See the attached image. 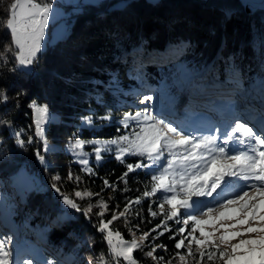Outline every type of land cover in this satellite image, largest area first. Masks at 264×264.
I'll return each mask as SVG.
<instances>
[{
    "label": "trees",
    "instance_id": "trees-1",
    "mask_svg": "<svg viewBox=\"0 0 264 264\" xmlns=\"http://www.w3.org/2000/svg\"><path fill=\"white\" fill-rule=\"evenodd\" d=\"M12 2L0 0V51L11 43L5 24ZM171 49L175 51L170 52ZM14 63L9 54L8 65L0 66V89L9 96L6 105L0 104V118L12 119L17 128L28 129L32 124L28 104L35 100L49 105L54 117L47 126L46 137L54 146L45 154V166L35 155L36 149H43V142L20 148L11 133L0 127V191L8 189L10 195L5 206L8 216L0 221V239L13 237V246L20 255H31L38 262L75 257L78 264H87L89 257L95 261L100 253L108 251L103 234L93 226L97 217L86 219L63 205L52 188L53 176L61 177L57 186L70 196L74 190L86 188L100 192L102 178L115 183L116 192L106 188L101 193L105 200L112 197L105 214V219H111L113 212L123 211L127 199L141 195L152 173L149 169L130 173L129 191H121L125 184L118 177L127 169L114 158V153H105L99 163L90 154L89 167L96 174L83 172V166L65 148L73 133L79 129L84 140H108L126 133L120 123L123 115L143 110L146 105L134 102L136 95L160 96L163 107L172 106L182 96L198 104L216 100L219 107L230 99H239L242 101L231 103L248 109L251 105L244 106V94L261 90L264 80V9L246 11L240 0L81 3L70 13L66 34L43 48L27 73L9 72ZM18 93L21 95L17 108ZM179 114H184V110ZM106 115L111 116L110 121L100 119ZM85 116L93 117L94 127L82 123L81 117ZM33 132L34 126L29 134ZM23 138L27 140V135ZM139 159L129 156L126 163ZM21 169L31 182L16 186L12 179ZM69 172L81 177L78 189L74 180L67 179ZM158 196L144 198L134 206L128 227L121 218L110 228L119 230L125 240L133 238L129 227L136 235L151 230L164 219L162 215L153 218L148 212L149 204L159 201ZM96 199L93 197L91 202L94 204ZM88 202L87 198L77 200L82 208ZM5 207L0 206V214ZM96 211L94 208L93 213ZM167 223L171 231L165 232L161 226L157 232L163 235L145 243L164 245L167 251L158 248L155 255L178 264L175 253L184 254L186 249L175 248L179 235L175 239L169 237L176 234L182 222ZM31 246H36V250ZM149 250L146 247L134 252L139 264H157L144 256ZM196 258L199 259L198 254ZM203 264H209L206 258Z\"/></svg>",
    "mask_w": 264,
    "mask_h": 264
},
{
    "label": "snow or ice",
    "instance_id": "snow-or-ice-1",
    "mask_svg": "<svg viewBox=\"0 0 264 264\" xmlns=\"http://www.w3.org/2000/svg\"><path fill=\"white\" fill-rule=\"evenodd\" d=\"M53 7L51 0H13L5 24L11 43L5 44L0 51V66L8 65L9 54L15 61L8 68L11 73H27L36 64ZM260 87L264 93V80ZM20 95L17 94V108L20 106ZM152 99V96H145L141 103ZM8 100L6 90L0 89V104L6 105ZM28 108L32 118L28 129L17 128L12 119L4 118H0V127L11 133L20 148L43 142V149H36L35 155L41 164L47 166L45 154L51 150L46 137L47 126L52 121L50 106L33 100ZM100 119L110 121L111 116L106 115ZM256 119L260 127L253 124L251 118L242 120L235 117L226 127L213 125L202 131L197 129L201 134L194 135L184 127L174 126V122L165 121L153 114L146 104L143 110L135 114L125 113L121 118L120 123L125 129L133 123L138 129L130 134L117 135L108 140H84L78 134L79 129L73 133L65 148L83 166V172L96 174L89 167L87 157L90 154L84 151L86 145H92L91 155L95 156L97 163L104 159L105 153H114V158L125 164L127 170L118 177L125 184L121 190L123 192L129 191L127 178L130 173L138 169H149L152 173L141 195L127 199L123 211L113 212L111 219H105V214L109 211L112 197L105 200L101 193L106 188L116 192L118 188L115 183L102 178L103 187L100 192L86 188L83 191L74 190L70 196L57 186L56 182L61 177L53 176L52 188L60 195L63 205L81 213L86 219L90 220L92 215L97 217V223L93 226L103 234L108 251L100 253L95 261L89 257L87 264H139L134 252L143 251L146 247L151 249L144 252L146 258H151L157 264H173L172 259L165 261L163 256L155 255L158 248L167 251L164 245L145 243L149 238L154 241L158 235H163V232H157L161 226L165 232L171 231L167 222L172 220L177 224L182 222L183 225L178 227L175 235L169 237L175 239L179 235L175 248L186 249L184 254L179 251L175 253L174 259L178 258V264H203L205 258L209 264H216L217 261L222 264H264V214L261 211L264 206V109ZM81 120L88 127L95 126L91 116L81 117ZM33 126L34 132L29 134ZM117 132H120L119 128ZM25 135L27 140L23 138ZM129 156L141 159L135 163H126ZM217 166L218 170L214 171ZM67 179L74 180L77 189L82 182L81 177L73 176L72 172L68 173ZM157 196L160 201L159 212L153 211L151 204L148 212L153 218L163 215L160 224L149 231H143L138 238L129 227L133 236L131 240H125L119 230L110 228L114 221L121 218L128 227V216L134 206L140 205L144 198ZM93 197H97L94 204L91 202ZM200 197H212V200L201 206V201L193 199ZM85 198L89 202L82 208L77 200ZM94 208L98 209L95 213ZM136 215L139 216V213ZM228 221L234 222L226 223ZM136 228L139 230V225ZM247 233L257 235L255 238L239 239L238 243L230 242ZM13 239L10 236L0 239V264H78L75 257L67 261L53 258L42 262L36 261L31 255L22 257L13 246ZM242 246L248 247L239 253ZM197 254L199 259L196 258Z\"/></svg>",
    "mask_w": 264,
    "mask_h": 264
},
{
    "label": "rangeland",
    "instance_id": "rangeland-1",
    "mask_svg": "<svg viewBox=\"0 0 264 264\" xmlns=\"http://www.w3.org/2000/svg\"><path fill=\"white\" fill-rule=\"evenodd\" d=\"M98 1L99 0H51V3L53 4L54 7L51 13L50 22L45 28V37L44 40L42 41V49L45 48L47 45L54 43L56 40H58L59 38L63 37L66 34L68 29V18L70 16V13L76 11L81 3L95 4ZM169 51L171 52L175 50L171 49ZM255 91L253 92V94H252V90L249 91V93L244 94L245 97H243V99L247 100L244 106H247L248 104L251 105L248 109L241 108L238 105L234 106L233 103H231L232 99H230L228 103L224 105V107L221 106L215 107V105H213L212 103L216 102V100H214L212 103L207 100L204 101V103L198 104L197 101L192 102L189 99H187L185 96H182L180 98L178 97V99L176 100L175 103H173L172 106L167 105L163 107V105H161L162 104L160 100L161 97L160 96L157 97L156 95L152 96L153 99L151 101H145L144 103H146L151 108L153 114L158 115V117L164 118L165 121H172L174 122V126L180 125L184 127L187 131L192 132L194 135H200L201 132L197 131V129H200L202 131L204 129L210 128L213 125L222 126V127L228 126L230 122L224 119L225 117L223 118V116L224 115L226 116L227 114L230 113L233 114L232 121L235 117H240L242 120H248L251 118L252 123L255 124L257 127H260L259 121L256 119V116L262 109H264V97H262V92L260 89H257ZM250 93L252 94V96ZM144 97L145 96L142 95H138V96L136 95L133 101L137 103H141ZM234 98H241V97L235 96ZM232 101H242V100L233 99ZM157 108L159 109L157 110ZM181 110H184V114H179ZM137 111H141V110H137ZM137 111H135L132 114H135ZM53 117L54 116L52 113V119ZM133 130H138L136 129L134 123L131 125V127L126 129L127 132L123 134H130ZM48 146L49 148H52L54 145L48 143ZM67 151L72 155L73 160L78 162L76 157L73 155V153L69 150ZM84 151L91 154L92 147H88V148L85 147ZM87 158L90 159V155ZM215 170H218V166L217 168L214 169V171ZM27 178L28 176L26 175L24 170L21 169L16 173V175L12 179V182L15 183L16 186L20 184H28L31 181H29V179ZM5 182L6 183L9 182V179L6 178ZM8 192H9L8 189H6V191H0V206L5 207L10 202V200H8V197L10 196ZM193 199L201 201V206H203L204 203L211 201L212 197H200ZM159 202L160 201L154 203L152 208L153 211L159 212V208H158ZM261 211L262 214H264V206H262ZM229 215H237V214L229 213ZM7 216H8L7 207H5L3 208V211L0 214V221H5ZM230 222H234V221H228L226 223H230ZM205 230L207 231L208 229L206 228ZM197 235H199V233H197ZM256 235L257 233H247L245 234V236L237 237L235 239H232L230 242L238 243L239 239L255 238ZM136 237L138 238L139 235H136ZM31 247L34 250H36V246H31ZM247 247L248 246H242L241 249L238 250V252L243 253L247 249Z\"/></svg>",
    "mask_w": 264,
    "mask_h": 264
},
{
    "label": "water",
    "instance_id": "water-1",
    "mask_svg": "<svg viewBox=\"0 0 264 264\" xmlns=\"http://www.w3.org/2000/svg\"><path fill=\"white\" fill-rule=\"evenodd\" d=\"M246 11H252L256 8L264 9V0H240Z\"/></svg>",
    "mask_w": 264,
    "mask_h": 264
},
{
    "label": "bare ground",
    "instance_id": "bare-ground-1",
    "mask_svg": "<svg viewBox=\"0 0 264 264\" xmlns=\"http://www.w3.org/2000/svg\"><path fill=\"white\" fill-rule=\"evenodd\" d=\"M232 115H233V114L230 113V114H227L226 116L224 115L223 118L225 117L224 119L228 120V121L231 123V122H233V121H232ZM227 118H228V119H227Z\"/></svg>",
    "mask_w": 264,
    "mask_h": 264
}]
</instances>
